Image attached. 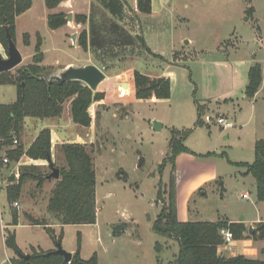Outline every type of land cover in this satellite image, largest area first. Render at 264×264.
Returning <instances> with one entry per match:
<instances>
[{"label":"rangeland","instance_id":"1","mask_svg":"<svg viewBox=\"0 0 264 264\" xmlns=\"http://www.w3.org/2000/svg\"><path fill=\"white\" fill-rule=\"evenodd\" d=\"M162 1L154 0L158 15L144 16L140 22L129 8L125 9L123 20L106 12L109 26L116 22L129 34L142 33L150 50L163 57L162 60L139 44L110 46L106 54L92 49L84 52L78 47L80 34L85 27L89 32L91 24L78 25L75 18L89 12L91 18L93 15L101 18L102 4L96 0H64L52 10L47 9L45 0H33L31 9L16 21V44L23 56L22 64L16 69L32 64L40 34L45 55L42 65L49 67L50 75L74 63L95 64L107 76L98 89L105 93V102L94 104L90 110L97 128L96 148L86 144L90 149L93 147L94 158L98 154L95 160L97 224L66 230L62 244L64 250L72 253L69 250L77 249L79 233L84 260L97 254L99 264H169L178 255V241L153 229L161 209L157 200L159 184L167 185L171 176V165L162 174L160 166L169 154L173 131L192 130L185 145L195 153L187 155L196 161V164L176 162L177 183L183 177L189 190L214 171L220 177L199 186L193 193L188 221L214 222L228 217L238 222L258 216L264 220V202L257 200L254 178L244 176L246 169L232 164L253 163L254 144L264 138V0ZM250 8L254 12L248 14ZM61 12L67 16L71 13L72 22L51 30L48 16ZM107 32L118 34L114 29ZM26 34L30 36L28 46L23 42ZM74 34L77 35L75 47ZM1 56L7 58V52L3 51ZM256 63L263 67V88L253 99L247 97L246 86L250 68ZM135 71L152 78L167 75L172 85L171 98L137 101L133 88ZM122 82L129 83L130 87L117 85ZM15 99L14 86H0L1 104H10ZM196 101L205 107L202 127H195ZM70 104L69 101L64 107L63 127L68 140L76 132L68 125ZM207 116L212 118L210 123L205 122ZM219 118L227 119L232 127L222 129L217 123ZM25 122L26 130H34V123L49 124L50 120L31 118ZM154 122L162 126L156 129ZM6 151H0V261L9 264V257L15 254L4 246L3 235L7 232L4 229L7 218L12 215L14 219L20 216L17 233L21 247L27 244L44 249L53 247L46 231L22 226L28 216L36 221L44 220L53 180L46 182L42 189L28 182L20 198L9 202L6 179L19 174L16 166L20 161L5 165L3 160L9 159ZM209 153L217 156H208ZM179 169L183 172L181 175ZM245 193L250 194L248 200L243 198ZM15 202L19 208L13 206ZM116 227L121 228L117 235L113 233Z\"/></svg>","mask_w":264,"mask_h":264},{"label":"trees","instance_id":"2","mask_svg":"<svg viewBox=\"0 0 264 264\" xmlns=\"http://www.w3.org/2000/svg\"><path fill=\"white\" fill-rule=\"evenodd\" d=\"M64 0H45L49 10L57 8ZM102 4L101 18H92L86 15H78L75 18L77 24H87L91 20L90 32L84 30L78 39V46L85 52L92 49L95 53H109L110 46H135L139 44L149 54L158 59L147 46L142 35L133 37L116 22L106 19L108 12L115 18L123 20L126 4L123 0H96ZM138 11L142 15L152 13V0H137ZM33 0H0V43L7 52V31L16 42L17 18L31 9ZM254 12L253 8L248 14ZM67 15L63 12L48 16L47 24L51 30H58L67 24ZM137 21L140 17L136 15ZM111 27V28H108ZM104 29V30H103ZM107 29H114L118 34H108ZM25 46L30 45L29 34L24 35ZM42 37L37 35V44L32 58V64L20 67L15 72L0 74V86L13 85L17 90V99L12 104L0 105V151L7 149L6 155L10 163H18L23 156L35 161H47L48 166L20 165L19 177L12 174L6 187L7 199L13 203L20 198L23 187L28 182L36 183V187L42 189L49 181L48 176L52 172L51 165L60 171V178L55 181L48 200L47 210L62 227L67 225H93L97 223L96 186L97 179L94 165L93 147L86 144L66 143L59 147V158L52 161V137L51 130H42L36 140L28 149L22 145H15L14 141L20 136L24 122L27 118L54 119L61 118L67 102H71L72 121L81 127L90 128L93 124L91 107L104 101L106 95L93 91L85 84L72 81L59 85L53 82L51 85L42 78L49 77V67L43 66L44 54L42 52ZM177 57V54L174 55ZM263 81V70L259 63L254 64L248 74L246 95L254 98ZM134 97L137 101L169 100L172 94L171 80L168 77L152 78L146 74L135 71L133 74ZM198 118L195 127L204 126L202 120L205 109L198 101L195 102ZM100 118V114L96 115ZM96 120V119H95ZM189 131H173L169 141V154L160 166L162 174L167 165L172 166L171 176L167 185L161 183L157 200L161 203V209L154 223V231L162 236L178 241L180 250L178 255L169 264H264L261 260H251L244 256L226 258L219 255V247L226 244L222 230L232 233L233 240H242L247 237L248 228L242 222H231L227 218L214 222L188 221L180 222L177 211V180L176 159L181 154L195 155L186 147L185 141L191 134ZM92 146V145H91ZM13 147V148H12ZM255 159L249 163H232L245 168L246 174L255 180L256 197L259 202H264V139L257 140L254 147ZM61 156V157H60ZM208 156H217L209 153ZM225 156V154L221 155ZM164 188V190H163ZM34 225L44 226L54 244H61L63 231L56 236L55 231L48 227L47 223L33 220ZM16 219H15V223ZM117 235V234H115ZM254 238L264 240V222L258 224V231ZM5 244L14 251L18 259L11 264H99L97 254L84 260L81 256V238L78 234L77 251L73 254L70 263L53 252L37 251L32 249L30 259L25 260L24 254L17 246L14 232H7Z\"/></svg>","mask_w":264,"mask_h":264},{"label":"crops","instance_id":"3","mask_svg":"<svg viewBox=\"0 0 264 264\" xmlns=\"http://www.w3.org/2000/svg\"><path fill=\"white\" fill-rule=\"evenodd\" d=\"M123 1L126 4L125 9H128V8L131 9L136 15H138L140 17V21H142V18H144V16H149L150 17V16H153L154 13L157 14V15L159 14L157 12L158 10H154V5H155L154 0H152V13L149 14V15H142V14L139 13L138 7H137V5H138L137 0H131V1L123 0ZM160 2L162 3L163 1L160 0ZM160 2H159V6H160ZM90 14L91 13L89 12L88 14H82V15H86L88 17H91ZM88 23L90 24L89 21H88ZM87 24H83V25H87ZM85 30H86V27H85ZM130 34L133 37H136L138 35H142L143 36L142 33L141 34L140 33L139 34L130 33ZM73 46L75 47L76 44L73 43ZM3 51H5V50H4L3 46H2V44L0 43V55H2ZM90 51H91V48H89L88 52H90ZM158 56H160V55H158ZM44 61H45V55H44ZM71 65L85 66L87 64L77 65V64H74V63H69V64H66L64 69H66L67 67H69ZM92 65H95V64H92ZM43 66H45V65H43ZM95 66H97V65H95ZM46 67H48V66H46ZM262 70H263V67H262ZM158 77H168V76L167 75H162V76H158ZM262 88H263V84L261 85V87H260L259 91L257 92V94L262 90ZM257 94L255 95V97L257 96ZM16 99H17V90H16ZM16 99H15V101H16ZM153 99H155V98H153ZM15 101L11 102L10 104L14 103ZM104 102H105V100L101 101V102H98L97 104H103ZM227 102H229V101L226 100V103ZM0 105H5V104H1L0 103ZM64 111H65V109H64ZM91 114H92V112H91ZM64 116H65V113L63 112V115H62L61 118L46 119V120H50L49 124L46 123V122H42L40 124L34 123L35 124V129L34 130H29V129L26 130V128L24 126L27 127V125H26V122H24L21 134L17 138V141H18L17 145H22L25 149H28L31 146V144L36 140V138L38 137L39 133L42 130L48 128V129L51 130V137H52V161L54 163L56 162V159L59 158V147L62 144H66V143H81V144L93 145L96 148V146H95L96 145V141H97V138L95 139V137H96V129H97L96 128V123L95 124L93 123L90 128H84V127L76 125L72 121L71 104H70V110H69L68 115H67L68 116V125L70 124L72 126V128H74V130H76V132H75L74 136L70 135L71 139L68 140L69 138H67L66 133H64V132H67L66 129H64V127H63L64 126ZM27 119H31V118H27ZM42 121H45V120H42ZM61 131L63 132V134L61 133ZM73 137H75L76 139H74ZM262 139H264V138H262ZM254 147H255V144H254ZM254 155H255V153H254ZM97 156H98V154H96L95 158H94L96 179H97L98 169L96 167V161L95 160H96ZM254 159H255V156H254ZM181 160L188 161V162H193V163L196 164L195 159L193 157H191V156H188L187 154L179 155L177 157V159H176L177 164H179V162ZM241 163H243V162H241ZM20 165L48 166V162L47 161H35V160H32V159L28 158L27 156H23L20 159V162L18 163V165L16 166L17 170H18ZM246 171L242 173L244 176H248L246 174ZM180 172L181 171L179 169V174L181 175L183 172L182 173H180ZM218 178H220V177H219L217 171L216 172L214 171L213 174H211L209 176H206L205 178L203 177L202 178L203 180H201L199 183L195 184V187L192 186L189 190H187V183H186V185L183 183L184 182L183 177H182V179L180 178V181L178 180V183H177V211H178V219H179V221L185 222V221L190 220L191 212L189 210V203H190V201L192 199L191 197H193V193L198 189V187L203 185V184L209 183L211 181L217 180ZM7 180H8V178L6 179V181ZM49 180H53V185H52V189H53L54 186H55V181L56 180L55 179H49ZM8 183L5 185V187H7ZM52 189H51V191H52ZM97 193H98V190H97V187H96V207H97V217H98L99 207H98ZM245 194H248L249 198H250V194L249 193H245ZM48 213H45V217H44V220L42 222L47 223L48 227H51L55 231L57 237L60 236L61 232L63 231V239H64V235H65L66 230H68L70 228H85V227H88V226L94 227L97 224L96 223V224H93V225H67V226H63L62 227L60 224H58V222L55 220V218L53 216H49L48 217V215H49ZM19 217L20 216L18 214V216L16 217V223L17 224H14L15 223V219H14L15 217L13 215H12L11 218L8 217L7 218V222H6V226H5L4 229L7 230V232L10 231V232H14L15 233L17 246L24 253V255H30L32 253V249H36L37 251H44L46 253L54 252L57 249V247H56L57 245L54 244L53 241H52L53 247H50L49 249H44V248H42L40 246L37 247V246H35L33 244H30V245L27 244V246L24 247V248L21 247L20 243L18 242V233H17V228L20 226ZM25 218H26V216H25ZM227 219L231 221V219H229L228 217H227ZM231 222H234V221H231ZM238 222L244 223L247 226L248 230H249L250 226H253L254 228H258V224L264 222V220H263V218L258 216L256 219H253V220H250V221L241 220V221H238ZM22 226H25L27 228H33V229H43L44 231H46L44 226L34 225L31 222L29 216H28V219L27 218L25 219V222H23ZM7 232H4L3 243H4V246L6 247V249H9V248H7V246L5 244ZM46 233H47V231H46ZM114 234H118V233H114ZM253 235H249V233H248L247 237L242 239V240H232L230 243H227V244L219 247V250H218L219 255H221L222 257H226V258L244 256L247 259L264 261V240H260V239L254 238ZM63 239H62L61 245L63 244ZM69 251H71L72 254H75L77 249L76 250L72 249V250H69ZM81 253H82V249H81ZM13 254H15L14 251H13ZM16 259H18V256L15 254L13 257H9L7 263L11 264V262L13 260H16ZM0 264H5V260L0 261Z\"/></svg>","mask_w":264,"mask_h":264},{"label":"water","instance_id":"4","mask_svg":"<svg viewBox=\"0 0 264 264\" xmlns=\"http://www.w3.org/2000/svg\"><path fill=\"white\" fill-rule=\"evenodd\" d=\"M72 19H73V15L70 13L67 16L66 20L69 23L72 22ZM76 38L77 35L74 34L72 36V40L74 44H76ZM7 40H8V50H7L8 57L4 58L0 55V74L15 70L23 62V56L19 48L17 47V44L14 41L12 35L9 33V31H7ZM42 78H44L49 85H51L53 82H57L59 85H63L65 83H69L72 81H78L89 87L93 91V95H95L98 92L100 85L107 80L106 74L99 67L92 64L85 66L71 65L66 69H63L62 71L50 75L49 77L44 76ZM117 85H120L121 87H124L126 89L130 87V84L126 82L118 83ZM161 126L162 125L160 123L154 122V127L156 129H158ZM51 167H52V172L50 173L48 178L58 180L60 178V171L55 167H53V164L51 165ZM120 229H121L120 227H116L113 230V233H119ZM257 231L258 228H254L253 226H250L248 233L249 235H253ZM56 247L57 249L53 253L61 255L66 263H70L73 258V254L64 250L61 244H57ZM23 258L25 260H29L30 255H24Z\"/></svg>","mask_w":264,"mask_h":264},{"label":"built area","instance_id":"5","mask_svg":"<svg viewBox=\"0 0 264 264\" xmlns=\"http://www.w3.org/2000/svg\"><path fill=\"white\" fill-rule=\"evenodd\" d=\"M204 119H205V122L210 123L212 118L209 117V116H207ZM217 123L223 129H229L230 127H232V124L230 122H228L227 119H224V118L217 119ZM14 143L15 144H18V141L15 140ZM3 163L6 165L7 163H9V160L7 158H5L3 160ZM16 177H19V174H16ZM243 198L244 199H248L249 198V195L248 194H245V195H243ZM13 206L16 207V208H19V203L18 202H15ZM222 234H223V236L225 238V241L227 243H230L233 240V236H232V233L231 232L226 231V230H222Z\"/></svg>","mask_w":264,"mask_h":264}]
</instances>
